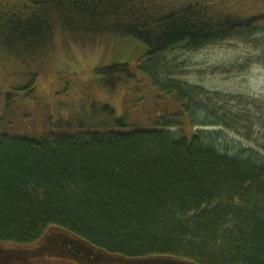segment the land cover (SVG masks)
<instances>
[{"label": "trees", "instance_id": "trees-1", "mask_svg": "<svg viewBox=\"0 0 264 264\" xmlns=\"http://www.w3.org/2000/svg\"><path fill=\"white\" fill-rule=\"evenodd\" d=\"M260 33L264 0H0V61L22 65L59 35L141 43L147 73L158 55ZM93 72L108 92L133 78L127 64ZM166 93L189 137L183 115L153 130L69 134L56 120L37 136L0 133V264H264V157L194 130L189 97Z\"/></svg>", "mask_w": 264, "mask_h": 264}, {"label": "rangeland", "instance_id": "rangeland-1", "mask_svg": "<svg viewBox=\"0 0 264 264\" xmlns=\"http://www.w3.org/2000/svg\"><path fill=\"white\" fill-rule=\"evenodd\" d=\"M145 52L143 44L128 39L59 35L53 50L33 63L3 59L0 133L37 136L56 129L51 127L56 120L65 124L60 132L69 134L153 130L160 120L183 115L181 130L189 137L192 124L175 97L166 93L172 90L192 101L190 112L198 125L194 130L219 132L228 139L221 141L222 147L233 153L248 150L264 157V33L196 52L158 55L148 62L147 73L139 63ZM119 64H127L133 78L108 92L93 70ZM96 105L112 107L116 118H125L124 126L97 112ZM211 119L227 128L211 126ZM50 259L46 264H61Z\"/></svg>", "mask_w": 264, "mask_h": 264}, {"label": "water", "instance_id": "water-1", "mask_svg": "<svg viewBox=\"0 0 264 264\" xmlns=\"http://www.w3.org/2000/svg\"><path fill=\"white\" fill-rule=\"evenodd\" d=\"M157 264H178V263H173V262H160V263H157Z\"/></svg>", "mask_w": 264, "mask_h": 264}]
</instances>
